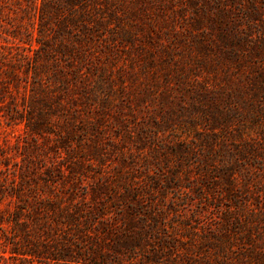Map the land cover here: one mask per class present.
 Returning a JSON list of instances; mask_svg holds the SVG:
<instances>
[{
    "label": "trees",
    "instance_id": "1",
    "mask_svg": "<svg viewBox=\"0 0 264 264\" xmlns=\"http://www.w3.org/2000/svg\"><path fill=\"white\" fill-rule=\"evenodd\" d=\"M260 1L26 0L36 9L39 35L37 52L22 61L36 78L24 104L29 134L48 142L57 117L54 153L66 147L69 157L81 156L85 140L72 135L87 132L96 145L83 155L97 158L100 128L112 122L120 141L145 140L147 150L137 149L147 152L137 156L140 171L132 158L113 182L94 180L85 189L78 164L40 168L26 153L14 168L0 166L3 251L56 264H264ZM148 22L168 38L149 32ZM117 42L127 64L110 73L94 59L119 57L110 48ZM88 62L96 69L85 74ZM15 75L9 70L6 78L15 84ZM125 109L146 116L136 131L125 124ZM82 121L86 126H75ZM192 155L199 159L184 167ZM192 166L212 182H196L197 191L182 184Z\"/></svg>",
    "mask_w": 264,
    "mask_h": 264
},
{
    "label": "rangeland",
    "instance_id": "2",
    "mask_svg": "<svg viewBox=\"0 0 264 264\" xmlns=\"http://www.w3.org/2000/svg\"><path fill=\"white\" fill-rule=\"evenodd\" d=\"M261 5L264 3V0L260 1ZM39 0H36L35 4H38ZM26 11V12H25ZM36 9H34L33 5H29L26 0H0V166L3 168L4 164H10L11 168L17 166L24 154L31 153L34 156V162H36L37 166L40 168L42 166H49L51 164L56 166H64V165H72L78 164L79 170L83 171L84 174L87 175V178L83 180L82 187L86 188L89 184H93L95 181H103L104 179L113 182L114 172L120 170L121 168H129V164L133 158V160L137 161V156L145 158L147 151H138L137 147L145 146L143 149L147 150V146L145 145V140L138 143V139H135L136 142L134 145L128 141H120V137L123 139L124 136L121 135V129L112 122H106L103 124V127L100 128V140L98 143V147L100 149V154L97 158L84 157V153L89 152L93 145H96L90 140H94L95 136L91 135L87 132H81V136L77 133L73 134L72 137L75 139H84L79 147L81 150H78V154L72 153V157H69L67 150L61 149L58 154L54 153L56 146L58 143L56 142V133H59L60 121L57 117L53 118V123L51 124V130L53 133L46 137L48 142H44L42 138H35L33 135L29 134L25 127V110L24 108L25 102L28 101L31 89L33 88V82H36L35 75L29 71V74H25L23 70L28 64L22 62L23 56H32L37 52L35 49L38 47V24L36 21ZM239 12H241L239 10ZM239 14V13H238ZM135 24V22H133ZM171 26L173 25L170 23ZM177 25H181V21H177ZM148 31L152 32L154 35H160L161 38H168L167 32L165 28L159 29L157 27L152 26L148 22ZM147 28V27H146ZM149 31V32H150ZM172 34L177 36L178 33L172 29ZM155 41L159 40L157 37L154 38ZM114 50H117L119 53V57L116 55L105 54L104 57L95 56L94 62L99 63L102 60L106 63L105 69L111 70L110 73H117L118 70L123 69L127 64V58L124 57V54L127 52L125 48L121 45L120 42L111 44V47ZM94 63V64H95ZM15 64V70L13 71L12 66ZM91 62H88L84 65V73L87 74L89 70H95V66L90 65ZM115 70L113 71L112 69ZM11 70L15 76L18 78L17 83L11 82L10 79L6 78V73ZM15 71H17L15 73ZM2 85L6 86L5 91L3 90ZM119 100V98H118ZM116 100L115 102H117ZM135 108V107H134ZM80 111H84L83 107H78ZM77 108L72 109L71 113L76 114ZM97 108L87 109L88 113L91 114L93 111H96ZM127 109L124 110L123 114L125 118H127L126 125L130 127L132 130L136 131V126H134L136 120L145 119L143 115L133 116L126 113ZM24 113V115L17 113ZM83 113H81L82 116ZM22 116V118H20ZM148 116V115H147ZM16 118V120H15ZM154 116L150 117V121H155ZM85 118L83 117V120ZM15 120V121H14ZM21 120V121H18ZM122 121V119L120 118ZM84 122V121H82ZM76 124V123H75ZM152 124V122H151ZM86 123H77L75 126L84 127ZM126 125L124 128H126ZM141 130L146 132L148 129L142 127ZM60 134V133H59ZM193 135L194 133H188ZM180 132H176L173 136H180ZM148 140V138L146 139ZM118 142L117 144H115ZM144 142V143H143ZM70 149H72L75 145L73 143H68ZM117 145L116 147L119 150H113L112 146ZM133 146V147H131ZM168 149H171V143L167 145ZM79 148V149H80ZM122 150L123 153H122ZM132 151L129 153L128 151ZM55 155H54V154ZM121 153V154H120ZM58 155V156H56ZM87 155V154H85ZM135 155V157H133ZM163 157H168L169 160L174 161V157L170 155H166V153L162 152ZM121 157V158H120ZM125 158L126 164H122L121 160ZM199 158H196L192 155L190 158H184V167L192 163V161H197ZM130 161V162H129ZM138 162V161H137ZM128 164V165H127ZM141 163L138 162V165L135 167L138 171H140ZM167 165V164H166ZM181 169L179 167H170L169 170ZM187 172H190L189 179L181 180L184 185H191L194 191H197L195 187L196 182L201 183H211L212 179L209 177H201L198 178L197 174L199 169L197 166H192L190 169H186ZM184 172V171H182ZM185 174V173H183ZM167 178V175H163ZM185 175L184 178H187ZM176 181V180H175ZM82 183V182H81ZM81 192H83L80 189ZM198 204V203H195ZM198 206V205H196ZM189 206L187 207L188 211ZM191 212V211H190ZM189 212V213H190ZM209 212L214 213L215 210H210ZM210 217V216H209ZM206 217V218H209ZM1 234H0V264H56V263H39L38 261L31 260L29 258H22L21 256H10L8 251H3V245L1 243Z\"/></svg>",
    "mask_w": 264,
    "mask_h": 264
}]
</instances>
